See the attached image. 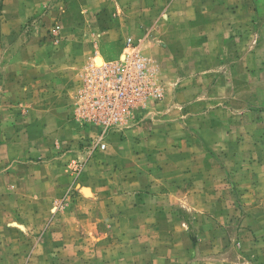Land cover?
<instances>
[{"label": "rangeland", "instance_id": "374dc122", "mask_svg": "<svg viewBox=\"0 0 264 264\" xmlns=\"http://www.w3.org/2000/svg\"><path fill=\"white\" fill-rule=\"evenodd\" d=\"M0 264H264V0H0Z\"/></svg>", "mask_w": 264, "mask_h": 264}, {"label": "built area", "instance_id": "2783aa9c", "mask_svg": "<svg viewBox=\"0 0 264 264\" xmlns=\"http://www.w3.org/2000/svg\"><path fill=\"white\" fill-rule=\"evenodd\" d=\"M144 67H145V64L143 63V62H139L138 64H137V68L139 69V71H141L139 74H145L146 72H147V70H144ZM122 68L120 67V70H121ZM129 71V70H128ZM123 78H124V76H120L119 78H118V74H117V76L114 78V81L116 82V83H122V84H124L125 85V80H123ZM114 91H115V93H118L119 95H120V97H123V95H124V92L122 91V90H120V89H118V88H114Z\"/></svg>", "mask_w": 264, "mask_h": 264}, {"label": "bare ground", "instance_id": "6f19581e", "mask_svg": "<svg viewBox=\"0 0 264 264\" xmlns=\"http://www.w3.org/2000/svg\"><path fill=\"white\" fill-rule=\"evenodd\" d=\"M96 60H97V64H98L99 66L103 65L104 60H103V58H102L100 55L97 56Z\"/></svg>", "mask_w": 264, "mask_h": 264}]
</instances>
